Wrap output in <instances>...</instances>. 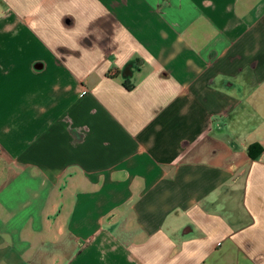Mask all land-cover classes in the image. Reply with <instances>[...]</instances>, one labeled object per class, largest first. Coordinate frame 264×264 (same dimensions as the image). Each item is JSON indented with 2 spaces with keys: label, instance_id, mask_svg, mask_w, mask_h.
Segmentation results:
<instances>
[{
  "label": "crops",
  "instance_id": "1",
  "mask_svg": "<svg viewBox=\"0 0 264 264\" xmlns=\"http://www.w3.org/2000/svg\"><path fill=\"white\" fill-rule=\"evenodd\" d=\"M0 264H264V0H0Z\"/></svg>",
  "mask_w": 264,
  "mask_h": 264
},
{
  "label": "trees",
  "instance_id": "2",
  "mask_svg": "<svg viewBox=\"0 0 264 264\" xmlns=\"http://www.w3.org/2000/svg\"><path fill=\"white\" fill-rule=\"evenodd\" d=\"M262 150V146L259 143H252L249 146V153L252 156H257Z\"/></svg>",
  "mask_w": 264,
  "mask_h": 264
}]
</instances>
